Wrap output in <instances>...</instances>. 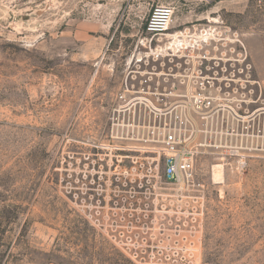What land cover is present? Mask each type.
<instances>
[{
    "label": "rangeland",
    "instance_id": "1",
    "mask_svg": "<svg viewBox=\"0 0 264 264\" xmlns=\"http://www.w3.org/2000/svg\"><path fill=\"white\" fill-rule=\"evenodd\" d=\"M171 3L170 33L183 32L186 46L232 63L229 72L250 64V77L235 73L232 87L235 105L251 101V140L261 147L254 128L264 108V0H0V264H195L130 257L141 248L138 234L157 237L158 255L168 250L170 228L191 231L195 224L170 227L163 212L154 213V225L123 221L128 212L114 195L129 190L100 173L106 162L99 168L84 160L105 156L96 147L109 138V110L125 77L151 70L132 62L142 31L155 7ZM261 149L250 154L258 170L249 203L264 212ZM219 164L200 158L204 191H212ZM226 170L243 202L244 175ZM184 204V213L195 211L194 202Z\"/></svg>",
    "mask_w": 264,
    "mask_h": 264
},
{
    "label": "built area",
    "instance_id": "2",
    "mask_svg": "<svg viewBox=\"0 0 264 264\" xmlns=\"http://www.w3.org/2000/svg\"><path fill=\"white\" fill-rule=\"evenodd\" d=\"M176 10L172 3L152 10L138 52L132 56L137 68L151 70H132L125 77L109 110V138L96 147L105 156L92 159L87 155L84 160L99 164V168H104L106 162L108 171L102 169L100 173L129 190L114 195L115 205L128 212L123 221L132 226L154 225V213L163 212L170 227L195 224L191 231L170 228L166 236L168 250L158 255L154 250L157 237L138 234L141 248L131 250L130 257H158L159 262L190 259L201 264L197 217L201 215L198 208L204 185L197 167L200 158L208 154L224 168L243 176L249 168L251 152L262 151L264 140L261 147L259 141L256 146L252 144L250 99L235 105V73L249 78L250 64L244 66L246 69L229 72L234 67L232 63L209 60L202 55L200 45L186 46L180 40L183 32L170 33ZM166 39L172 42L159 44ZM175 43L181 44L180 57L173 51L178 45ZM188 52L191 59L187 60ZM195 52L198 54L194 58ZM177 58L181 59L176 61ZM155 64L167 69L157 72ZM259 116L254 133L264 139V108ZM157 179L167 185L164 191L156 189L153 181ZM160 200L164 201L161 205ZM190 201L195 203V211L184 213V202Z\"/></svg>",
    "mask_w": 264,
    "mask_h": 264
},
{
    "label": "crops",
    "instance_id": "3",
    "mask_svg": "<svg viewBox=\"0 0 264 264\" xmlns=\"http://www.w3.org/2000/svg\"><path fill=\"white\" fill-rule=\"evenodd\" d=\"M260 161L264 158L256 162ZM253 163L249 161V170L243 176V202L238 201L240 191H234V182L226 176V169L234 171L228 167L222 182L215 183L213 174L212 191H201V215L197 217L201 264H264V212L249 203L252 192L257 191L252 176L258 169Z\"/></svg>",
    "mask_w": 264,
    "mask_h": 264
},
{
    "label": "bare ground",
    "instance_id": "4",
    "mask_svg": "<svg viewBox=\"0 0 264 264\" xmlns=\"http://www.w3.org/2000/svg\"><path fill=\"white\" fill-rule=\"evenodd\" d=\"M223 171H224L223 165L219 164L214 166V180L216 183L222 182L224 180Z\"/></svg>",
    "mask_w": 264,
    "mask_h": 264
}]
</instances>
